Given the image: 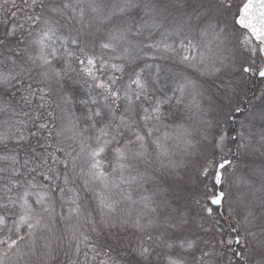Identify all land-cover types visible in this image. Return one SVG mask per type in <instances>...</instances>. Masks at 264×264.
Segmentation results:
<instances>
[{"label": "snow or ice", "instance_id": "6c2138e0", "mask_svg": "<svg viewBox=\"0 0 264 264\" xmlns=\"http://www.w3.org/2000/svg\"><path fill=\"white\" fill-rule=\"evenodd\" d=\"M231 10L0 0V264H264V0Z\"/></svg>", "mask_w": 264, "mask_h": 264}, {"label": "trees", "instance_id": "16d2710c", "mask_svg": "<svg viewBox=\"0 0 264 264\" xmlns=\"http://www.w3.org/2000/svg\"><path fill=\"white\" fill-rule=\"evenodd\" d=\"M237 10H231V14L228 16V19L229 21H231V18H232V15L236 13ZM3 26L0 25V30H2ZM151 62V61H149ZM157 63H160L161 65H166V66H169L171 67V64L172 62L171 61H167V60H163V59H160L157 61ZM73 76H75V73L72 74ZM77 79H79V77H76ZM261 87H264V85H261L259 83H256L254 85H249V88L252 90V91H257L258 93V90L259 88ZM159 95V93H157ZM169 95H171V92L168 93ZM166 109H167V106H166ZM172 112L173 113H177L179 115H183V110L182 108H172ZM239 120V116H237V121ZM174 121V118L169 116L166 120H165V123L166 124H172ZM251 159H255V165H253L251 163ZM251 159H241L239 160L238 162H240L239 164L243 167V168H251L253 166H258L260 161L258 158H251ZM184 170V169H183ZM186 175L188 176L187 180H185L184 182V188L183 190L179 191V192H176L178 193L177 195H179L181 198L178 203H180L181 205H184V204H187L189 207H192L193 210L195 208V206L193 205V199L196 198V197H199L197 194H198V190L199 188L196 187V169H195V166L193 165L192 168H190L189 170H186L185 171ZM169 184H171V181L169 180L168 181ZM151 186V189L154 187L153 185H147L146 187H150ZM162 187H164L165 185H161ZM195 190V191H194ZM141 190H138V189H135L134 190V193L135 195L138 194ZM184 194V196H182ZM193 194V196H192ZM89 196V200L88 202L91 204V206L94 208L95 205L94 203H92L91 201V194H88ZM138 198V197H137ZM2 235V234H0ZM95 238V237H94ZM99 241V244L100 245H105L106 243H111V238L108 237L107 233H104L102 234L101 236H99L98 238ZM120 254V250L117 249L116 253H114V255H119Z\"/></svg>", "mask_w": 264, "mask_h": 264}, {"label": "rangeland", "instance_id": "374dc122", "mask_svg": "<svg viewBox=\"0 0 264 264\" xmlns=\"http://www.w3.org/2000/svg\"><path fill=\"white\" fill-rule=\"evenodd\" d=\"M246 0H231V3H232V10H237L239 7H242V4L245 2ZM231 14V13H230ZM229 14V15H230ZM240 162H238L237 161V164H238V169H237V172L235 173V175L232 177V179H237L238 177H240V176H243V175H246L249 171H250V168L249 169H247V168H243L240 164H239ZM194 164H190L187 168H185L184 170H182V172H181V176H183V180L185 181V180H187V178H188V176L186 175V173H185V171L186 170H189L190 168H192V166H193ZM149 186V185H148ZM138 190H140V189H138ZM149 190H151V186L149 187ZM195 191V190H194ZM199 192H198V196H199V198H201V200L202 201H205L206 200V198L204 197V191H203V189H201V188H199V190H198ZM177 194L178 193H176L175 191H169L168 193H167V195H168V197H169V199H174V197L175 196H177ZM134 196H136L135 195V193H134ZM182 196H184V194L182 195ZM192 196H193V194H192ZM179 201H181L180 199L177 201V200H174V203H178ZM180 204V203H179ZM181 205V204H180ZM161 252H162V255H161V257H160V261H159V264H165V261H164V255H163V252H164V250H161ZM64 257H63V255L61 254V259H63Z\"/></svg>", "mask_w": 264, "mask_h": 264}, {"label": "water", "instance_id": "95a60500", "mask_svg": "<svg viewBox=\"0 0 264 264\" xmlns=\"http://www.w3.org/2000/svg\"><path fill=\"white\" fill-rule=\"evenodd\" d=\"M246 2V1H245ZM258 2V0H254V3Z\"/></svg>", "mask_w": 264, "mask_h": 264}]
</instances>
